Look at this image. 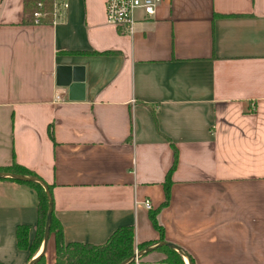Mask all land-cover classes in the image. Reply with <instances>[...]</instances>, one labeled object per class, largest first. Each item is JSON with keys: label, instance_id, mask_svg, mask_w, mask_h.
<instances>
[{"label": "crops", "instance_id": "obj_1", "mask_svg": "<svg viewBox=\"0 0 264 264\" xmlns=\"http://www.w3.org/2000/svg\"><path fill=\"white\" fill-rule=\"evenodd\" d=\"M67 2L34 23L26 0H0V166L51 186L64 242L124 225L157 241L159 208L164 241L192 264H264V0H162L131 33L104 0ZM37 219L34 188L0 180V264H28L16 228L32 240ZM161 252L133 264H167Z\"/></svg>", "mask_w": 264, "mask_h": 264}, {"label": "trees", "instance_id": "obj_2", "mask_svg": "<svg viewBox=\"0 0 264 264\" xmlns=\"http://www.w3.org/2000/svg\"><path fill=\"white\" fill-rule=\"evenodd\" d=\"M36 1L37 0H29L28 2L26 0V6H31V12L37 9ZM41 1L43 2L44 7L49 8L52 5V0ZM175 164L176 158L172 166L168 170L166 178L163 182L165 197L161 204L162 207L167 205L169 202L170 174L172 173ZM0 171H9L38 177L35 172L21 166L14 159H12L9 164L0 166ZM0 180L15 181L18 183L27 184L30 187L34 188L37 193L38 219L33 239H29L30 226L28 224H20L16 228L17 246L20 249H29L31 259L36 255L43 241L45 219L48 208L45 190L41 184L34 181L22 182L13 180L11 178L2 177L0 178ZM47 186L50 190L51 186L49 184H47ZM159 210L160 209L158 208L150 213V220L154 228L159 233V239L157 241L142 242L139 244H136L134 241V228L132 225H124L118 227L108 237V239L101 244H92L86 242H64L62 226L52 212L50 234H53L55 244V261L53 264H119L125 259L130 258L135 251L144 250L145 248L153 246L159 241L164 240L163 227L160 225L157 218ZM156 250H161L165 253V258H163L162 260L167 264H186L182 254L172 247L162 245L156 248ZM189 258L191 260V263H193V259L191 257ZM134 262V260H131L128 264H133ZM34 264H47L45 261L44 253L40 255V257Z\"/></svg>", "mask_w": 264, "mask_h": 264}, {"label": "built area", "instance_id": "obj_3", "mask_svg": "<svg viewBox=\"0 0 264 264\" xmlns=\"http://www.w3.org/2000/svg\"><path fill=\"white\" fill-rule=\"evenodd\" d=\"M162 0H104L105 19L112 26L119 27L126 33H131L136 21L135 14L141 11L145 16L151 17L156 13V9ZM37 9L31 13L34 23H39L48 12L44 11L43 2L36 1ZM67 0H52L53 22L57 20L67 9ZM60 92L55 89L53 94L54 102L63 101ZM144 206L147 209L152 208L149 200L144 201ZM137 261V260H136ZM135 261V262H136Z\"/></svg>", "mask_w": 264, "mask_h": 264}, {"label": "water", "instance_id": "obj_4", "mask_svg": "<svg viewBox=\"0 0 264 264\" xmlns=\"http://www.w3.org/2000/svg\"><path fill=\"white\" fill-rule=\"evenodd\" d=\"M1 177L2 178H11L13 180L22 181V182H29V181L38 182L39 184L42 185V187L45 190L46 197H47L48 208H47V214H46V219H45V227H44V235H43V241H42V249H41V251L39 253H37L28 262V264H34V263H36V261L38 260L40 255L45 252V249H46L47 243H48V239H49V236H50V222H51V216H52V211H53V203H52L51 192H50L47 184L43 180H41L40 178H38L36 176H28V175H24V174H21V173H15V172H9V171H0V178ZM162 245L174 248L175 250L180 252L183 257L187 258L188 264H192L188 254L186 252H184L176 244L168 242V241H164V240L163 241H159L155 245L147 247L144 250L135 251L134 254L130 258L125 259L124 261L120 262L119 264H128L131 260L136 261L139 257L149 253L151 250H154V249H156V248H158V247H160Z\"/></svg>", "mask_w": 264, "mask_h": 264}, {"label": "rangeland", "instance_id": "obj_5", "mask_svg": "<svg viewBox=\"0 0 264 264\" xmlns=\"http://www.w3.org/2000/svg\"><path fill=\"white\" fill-rule=\"evenodd\" d=\"M157 258L161 257V258H165V253L164 252H161L159 254L156 255ZM185 262L187 263L186 259H184Z\"/></svg>", "mask_w": 264, "mask_h": 264}, {"label": "bare ground", "instance_id": "obj_6", "mask_svg": "<svg viewBox=\"0 0 264 264\" xmlns=\"http://www.w3.org/2000/svg\"><path fill=\"white\" fill-rule=\"evenodd\" d=\"M184 259H186V257H185ZM186 261H187V263H188V260H187V259H186Z\"/></svg>", "mask_w": 264, "mask_h": 264}]
</instances>
